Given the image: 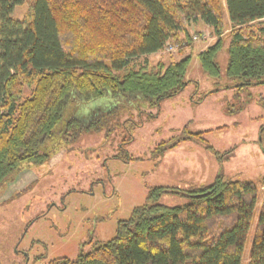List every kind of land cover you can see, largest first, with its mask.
<instances>
[{"label":"trees","instance_id":"1","mask_svg":"<svg viewBox=\"0 0 264 264\" xmlns=\"http://www.w3.org/2000/svg\"><path fill=\"white\" fill-rule=\"evenodd\" d=\"M20 6L26 15L17 20ZM262 19L264 0H0V189L23 164L46 162L42 147L54 135L63 132L68 143L97 129L100 116L85 123L70 118L76 104L108 96L158 108L179 95L191 83L190 56L168 65L135 61L180 43V35L190 46L189 28L203 26L216 39L197 53L205 75L220 77L217 58L227 33L225 78L237 87L263 85L264 29L254 27ZM201 134L185 128L155 151L201 141ZM260 141L264 148V126ZM117 157L134 160L123 148ZM164 194L187 203L159 204ZM46 264H264V177L254 183L219 174L207 186L153 188L110 241Z\"/></svg>","mask_w":264,"mask_h":264},{"label":"rangeland","instance_id":"2","mask_svg":"<svg viewBox=\"0 0 264 264\" xmlns=\"http://www.w3.org/2000/svg\"><path fill=\"white\" fill-rule=\"evenodd\" d=\"M25 15L26 7L20 6L13 18ZM254 27L264 29V22ZM188 36L190 46L180 35V43L168 42L171 50L135 61L137 66L145 61L168 65L190 56L186 79L191 83L179 95L158 108L138 98L128 102L108 96L76 104L70 118L85 123L100 116L97 129L79 132L68 143L63 132L54 135L42 147L47 161L23 164L0 189V264L75 259L81 251L110 241L118 223L143 206L153 188L183 191L207 186L219 174L254 183L264 177L260 141L264 84L237 87L238 82L225 78L227 33L217 58L220 77L209 78L200 69L197 53L216 39L203 26L189 28ZM214 89L218 91L208 94ZM24 95L29 91L25 89ZM126 120L134 125L127 124L134 135L130 143ZM185 128L202 133L201 141H182L162 153L155 151L159 143L180 138ZM120 148L134 160L115 159ZM185 203L187 199L178 194L159 199L167 207ZM248 253L249 245L244 258Z\"/></svg>","mask_w":264,"mask_h":264},{"label":"built area","instance_id":"3","mask_svg":"<svg viewBox=\"0 0 264 264\" xmlns=\"http://www.w3.org/2000/svg\"><path fill=\"white\" fill-rule=\"evenodd\" d=\"M171 49H172V47H171L170 45L167 44V45L165 46V48H164V51H168V50H171Z\"/></svg>","mask_w":264,"mask_h":264},{"label":"crops","instance_id":"4","mask_svg":"<svg viewBox=\"0 0 264 264\" xmlns=\"http://www.w3.org/2000/svg\"><path fill=\"white\" fill-rule=\"evenodd\" d=\"M258 22L262 23V22H264V19H262V20H259Z\"/></svg>","mask_w":264,"mask_h":264}]
</instances>
